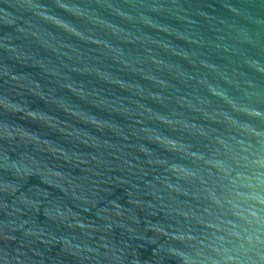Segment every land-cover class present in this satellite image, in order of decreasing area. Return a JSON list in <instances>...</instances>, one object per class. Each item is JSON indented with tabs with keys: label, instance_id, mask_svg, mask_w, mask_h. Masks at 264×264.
Listing matches in <instances>:
<instances>
[{
	"label": "water",
	"instance_id": "water-1",
	"mask_svg": "<svg viewBox=\"0 0 264 264\" xmlns=\"http://www.w3.org/2000/svg\"><path fill=\"white\" fill-rule=\"evenodd\" d=\"M0 264H264V0H0Z\"/></svg>",
	"mask_w": 264,
	"mask_h": 264
}]
</instances>
